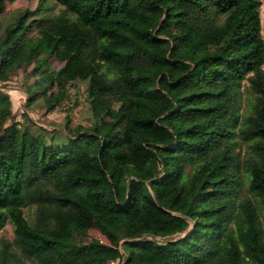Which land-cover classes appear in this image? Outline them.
<instances>
[{"label":"trees","instance_id":"1","mask_svg":"<svg viewBox=\"0 0 264 264\" xmlns=\"http://www.w3.org/2000/svg\"><path fill=\"white\" fill-rule=\"evenodd\" d=\"M260 6L27 0L0 31V264H264ZM81 83L88 127L29 114Z\"/></svg>","mask_w":264,"mask_h":264},{"label":"rangeland","instance_id":"2","mask_svg":"<svg viewBox=\"0 0 264 264\" xmlns=\"http://www.w3.org/2000/svg\"><path fill=\"white\" fill-rule=\"evenodd\" d=\"M26 4H27V0H6V8L8 10H12V15L10 16V18H6V19L3 17L0 18V31L4 23H6L9 19L12 20L16 12L23 9V7L26 6ZM260 17H261V26L264 28V0H261ZM53 65L54 67L60 66V64L54 60H53ZM14 73L15 74L13 75L11 82H6L5 89H7L8 92L10 93L13 109L17 112V116L19 117V113L22 110H24L23 102L26 96V90L28 88L27 82L29 81L30 78L26 79L27 81L23 80L22 72L20 69L15 70ZM67 86H69V83H67ZM68 104H73V107L70 109H65V107H56L54 110L43 114L42 113L40 114V111L38 112L29 111V114L37 122L47 127H51L57 124L60 125L61 123H63L64 116L66 115V113H68V115L70 116L72 123L79 121V115L81 113L80 110L84 109L86 106L85 85L83 83L79 84V87L77 89L70 87V100ZM80 119L82 120L73 126V128L75 127L74 131L89 126V120L87 117H83ZM11 235H12L11 226L10 224L7 223L0 229V256H1V251L4 249V247L10 246L7 242L11 240ZM88 237L98 238L102 241H108V239L94 226H91L88 229Z\"/></svg>","mask_w":264,"mask_h":264},{"label":"water","instance_id":"3","mask_svg":"<svg viewBox=\"0 0 264 264\" xmlns=\"http://www.w3.org/2000/svg\"><path fill=\"white\" fill-rule=\"evenodd\" d=\"M121 258H122V255L120 254L119 257H118V262L121 261Z\"/></svg>","mask_w":264,"mask_h":264}]
</instances>
